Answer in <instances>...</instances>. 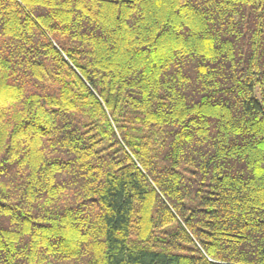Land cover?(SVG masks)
Returning <instances> with one entry per match:
<instances>
[{
  "label": "trees",
  "instance_id": "trees-1",
  "mask_svg": "<svg viewBox=\"0 0 264 264\" xmlns=\"http://www.w3.org/2000/svg\"><path fill=\"white\" fill-rule=\"evenodd\" d=\"M0 264H264V0H0Z\"/></svg>",
  "mask_w": 264,
  "mask_h": 264
}]
</instances>
